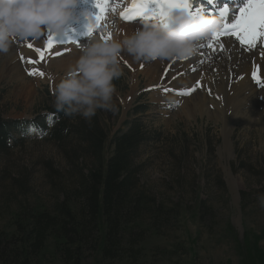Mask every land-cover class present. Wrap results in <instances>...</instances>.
Returning <instances> with one entry per match:
<instances>
[{"label":"rangeland","instance_id":"obj_1","mask_svg":"<svg viewBox=\"0 0 264 264\" xmlns=\"http://www.w3.org/2000/svg\"><path fill=\"white\" fill-rule=\"evenodd\" d=\"M102 2L107 3L103 21L123 6L122 2ZM89 11L98 13L96 0H79L66 30L90 20L92 26ZM120 64L123 75L114 81L115 110H98L92 119L98 118L112 134L125 130L126 120H139L146 139L134 162L141 167L143 189L167 206L181 204L183 209L169 227L145 240L144 261L254 264L259 256L264 259V206L260 203L264 198V118L257 126L236 124L230 134L232 145L224 150L222 123L199 114L188 118L180 108H170L165 114L153 101L154 88H149L142 74L134 99L126 106L124 98L131 91L132 74L128 65ZM1 71L0 65V118L19 122L17 141L0 151V228L11 233L15 210L36 203L52 207L87 173L90 155L79 137L86 120L79 115L67 116L61 123L53 103V83H37L27 72L25 84L35 88L28 99L21 91L23 84ZM65 75L59 72L57 84ZM139 106H145V112H136ZM55 130H61V135H55ZM217 179L223 187L215 183ZM199 201L211 207V215L198 217ZM54 258L50 239L39 264H59Z\"/></svg>","mask_w":264,"mask_h":264},{"label":"trees","instance_id":"obj_2","mask_svg":"<svg viewBox=\"0 0 264 264\" xmlns=\"http://www.w3.org/2000/svg\"><path fill=\"white\" fill-rule=\"evenodd\" d=\"M56 115L61 123L67 117L63 111ZM18 123L0 118V151L17 141ZM125 123V130L113 134L96 117L83 123L79 137L90 155L87 173L52 207L36 203L13 212L14 231L0 228V264H39L50 239L53 261L59 264H147L143 243L169 227L183 209L181 204L169 207L143 189L134 158L146 136L139 120ZM215 183L224 185L220 179ZM197 207L199 218L212 214L204 201ZM254 264H264V259L259 256Z\"/></svg>","mask_w":264,"mask_h":264},{"label":"bare ground","instance_id":"obj_3","mask_svg":"<svg viewBox=\"0 0 264 264\" xmlns=\"http://www.w3.org/2000/svg\"><path fill=\"white\" fill-rule=\"evenodd\" d=\"M115 1L123 2V7L111 12L105 21L100 22V26L94 32L95 36H107L103 28L109 21L115 22L124 35L131 34L141 26L142 18L127 22L121 15L134 2H140V0ZM189 3L192 12L197 15L204 12L210 16H217L216 10L222 15L221 10L227 5L228 16L220 18H226L229 22L235 19L240 8L238 6L240 2L237 0H189ZM89 23H82L76 29L71 27L72 29L63 32H55L48 27L44 35L39 38L30 37L29 41H17L7 54H0L2 75H12L23 84L21 91L28 99L35 92V88L29 89L25 84L26 74L31 69H39L45 73L44 76L33 75L37 83L42 80L49 81L55 88L59 72L67 73L79 58L80 50L75 41L85 43L89 40L90 36L84 37L90 31L87 29L91 26ZM49 35L61 43L54 45L51 54L47 55L42 63L32 65L26 60H21V54L26 58L33 57L38 60L27 44L32 43L44 48ZM207 41L206 38L202 44H206ZM222 42L225 44L224 51H220L218 46L215 51L212 48L200 47L197 55L187 59L137 61L127 53H123L120 63L128 65L132 74L131 91L124 98L126 106H129L134 99L139 84L138 77L142 74L146 77L149 88H154L151 95L153 101L159 104L158 107H162L165 114H169L172 109L180 108V112L188 118H195L199 114L207 116L216 123H222V134L225 137L224 150H226L229 144L232 145L230 134L236 124L257 126L264 118V86L257 84L252 78V72L256 66H260L261 78L264 79V57L261 56V53H264V38H261L251 51L242 47L235 37H224ZM65 49L69 51L64 52V55H55L56 52H62ZM193 68L195 71H192ZM165 72L168 73L167 76L164 75ZM32 81L30 82L33 83ZM197 81L201 86L197 87L191 95H178L179 91L192 88ZM156 85L162 87H154ZM164 88L173 90L164 91ZM170 108L172 109L169 110ZM224 150L221 149V151Z\"/></svg>","mask_w":264,"mask_h":264},{"label":"clouds","instance_id":"obj_4","mask_svg":"<svg viewBox=\"0 0 264 264\" xmlns=\"http://www.w3.org/2000/svg\"><path fill=\"white\" fill-rule=\"evenodd\" d=\"M78 3L79 0H0V54H7L17 41L39 38L48 27L55 32L65 31ZM87 15L94 26L96 15L90 11ZM222 25L220 17L204 12L197 15L188 6L163 10L157 6L148 11L147 18L131 34L124 35L113 21L104 25L106 37L95 36L94 28L87 42H76L79 58L56 85L54 107L68 117L79 115L91 123L98 110H115L114 81L123 75V53L137 61L190 58ZM260 203L264 206V198Z\"/></svg>","mask_w":264,"mask_h":264},{"label":"snow or ice","instance_id":"obj_5","mask_svg":"<svg viewBox=\"0 0 264 264\" xmlns=\"http://www.w3.org/2000/svg\"><path fill=\"white\" fill-rule=\"evenodd\" d=\"M160 6L163 10L164 8H173L188 6L190 8L189 0H140V2H134L132 6L125 10L121 15L125 20H136L137 18L145 19L147 18V13L151 8H156ZM96 7L98 8V13L96 14V24L92 26L89 31V34L100 26V22L104 19L107 3L102 2V0H96ZM163 14V11H162ZM221 14L223 17H227L229 14V8L226 5L222 10ZM223 25L219 28L213 36L207 41L206 44H202L200 47L212 48L214 51L217 46L220 51L225 50V44L222 42L224 37H235L239 41L240 45L246 50L251 51L259 43L261 38H264V0H246L245 4L239 8L238 14L235 16V19L229 22L226 18L222 19ZM111 34H108L110 38ZM78 42V41H75ZM56 43H61L56 41L52 35L48 36L46 47L41 48L37 47L32 43H28L27 47L31 49L37 59L33 57H24L21 54V60H26L27 63L35 65L38 62H43L46 59V56L51 54V49ZM72 43V42H66ZM69 51L65 49L62 52H56L55 55L61 56L64 55V52ZM261 56L264 57V53H261ZM187 59V58H184ZM170 67V65H169ZM195 71V68L192 69ZM28 75H40L44 76L45 73L39 69H31L28 71ZM165 76L168 75L167 72L164 73ZM252 78L257 82V84L264 86V79L261 78L260 66H256L255 70L252 72ZM201 84L197 81V84L192 88L187 90H181L178 92L180 96L191 95L197 87H200ZM154 87H162L156 85ZM173 89L164 88V91H172ZM210 91V90H209Z\"/></svg>","mask_w":264,"mask_h":264}]
</instances>
